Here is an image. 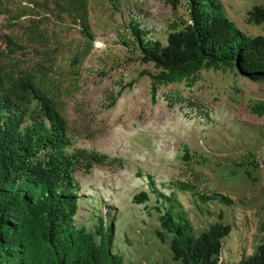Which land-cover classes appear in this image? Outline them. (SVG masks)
I'll use <instances>...</instances> for the list:
<instances>
[{
  "label": "trees",
  "instance_id": "obj_1",
  "mask_svg": "<svg viewBox=\"0 0 264 264\" xmlns=\"http://www.w3.org/2000/svg\"><path fill=\"white\" fill-rule=\"evenodd\" d=\"M30 1V6L14 10L0 0V15L9 20L8 29L21 31L20 37L4 34L0 41L5 46L0 48V264H165L156 258L162 250L181 264H224L223 242L232 231V225L224 222L225 213L220 211L217 221L196 227L178 194L190 193L193 204L209 217L215 212L203 204L232 207L234 198L219 192V182L211 183L206 170L229 183L253 182L260 167L255 153L250 149L244 158L221 166L208 151L193 150L186 142L161 151L182 165L180 176L139 170L130 176L129 194L121 181L114 187L109 181L102 185L110 194L98 188L92 182L94 173L107 170L117 180L125 159L79 141L66 116L65 98L75 91L73 80L62 87L67 79L79 80L94 49L97 34L90 13L96 0ZM101 1L108 2L114 14L121 12V0ZM148 1L132 0L134 14L121 44L134 60L153 64L154 71L141 72L150 78L153 103L161 87L183 85L163 96L169 107L183 104V91L194 88L203 71L230 68L264 83V29L255 36L241 31L220 0H164L174 10L185 4L189 19L173 21L163 43L152 36L153 28L142 14V3ZM25 16L27 25L21 23ZM246 21L264 26V4L252 6ZM73 24L79 26L82 40L77 45L71 41L74 47L66 52L57 28ZM30 54L34 58L29 59ZM134 83L108 94L104 109L114 107L125 87ZM251 111L263 116L264 102L251 106ZM125 194L127 207L122 203ZM111 195L119 205L112 204ZM85 197L92 205L105 203L108 211L97 214L93 209L80 223ZM134 224L141 231L136 242ZM142 234L147 243L140 241ZM150 250L156 254L144 259ZM237 264H264V241Z\"/></svg>",
  "mask_w": 264,
  "mask_h": 264
},
{
  "label": "rangeland",
  "instance_id": "obj_2",
  "mask_svg": "<svg viewBox=\"0 0 264 264\" xmlns=\"http://www.w3.org/2000/svg\"><path fill=\"white\" fill-rule=\"evenodd\" d=\"M3 1L14 10L31 5L30 0ZM220 1L241 31L250 36L263 33L264 26L247 23L246 15L252 6L264 4V0ZM141 2L138 4L141 5ZM131 6L132 0H121V12L114 14L108 2L96 0L91 3L90 23L97 34L94 49L82 65L79 80L67 79L62 85L65 88L73 80L75 88L65 98L70 130L79 136L81 143L108 152L112 157L125 159L124 168H118L117 180L107 175L111 174L109 171L99 170L92 176V182H97L98 188H101L107 181L113 187L121 181V188L128 194L130 176L139 170L167 178L182 174V165L171 161L169 155L161 151H172L187 142L193 150L208 151L224 166L231 159L244 158L251 149L260 164L253 182L235 179L229 183L221 176L214 178L210 168L206 170L211 183L219 182L217 190L234 198L232 207L216 202L209 206L203 204L204 208L215 212L209 217L202 215L193 204L190 193L178 194L196 227H205L217 221L220 211L225 213L224 222L232 225V231L223 242L222 260L224 264H237L242 257L254 253L257 245L264 241V230L261 229L264 224V115L259 116L251 111V106L264 102V83L252 82L230 68L227 71H203L200 82L194 88L183 91V104L169 107L163 98L164 92L183 88V85L161 87L157 101L153 103L150 78L141 75L144 70L154 71L153 64L134 60L133 54L121 44L123 34H128L126 25L134 14ZM141 9L147 24L153 28L152 36L163 43H166L173 21L189 19L188 7L183 3L174 10L164 0H150L142 3ZM28 19L29 16L23 17L21 23L29 24ZM8 21L5 15H0V41L4 34L21 36L19 27L8 29ZM78 30L79 26L74 24L70 28H57L64 41V51L81 42L82 36ZM0 48H5L1 42ZM27 57L32 59L34 55ZM131 81L135 82L133 87H125L117 104L104 109L108 94L117 93L121 85ZM102 189L104 191L106 188ZM203 190L208 192V189ZM106 191L110 194L111 190ZM127 196L125 194L122 200L126 207ZM111 198L112 204H120L114 195ZM93 209L97 214L108 211L105 203L92 205L85 197L78 221L85 222ZM134 226L137 232L132 234V241L136 242L141 231L137 224ZM140 241L148 242L145 234L141 235ZM150 244L154 246L152 241ZM155 254L150 250L144 259ZM159 257L165 264H181L172 260L164 250L160 256H156Z\"/></svg>",
  "mask_w": 264,
  "mask_h": 264
}]
</instances>
